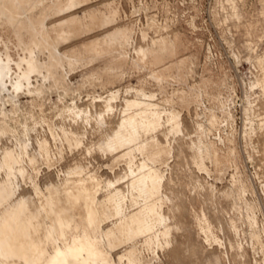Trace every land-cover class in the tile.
Returning <instances> with one entry per match:
<instances>
[{
    "label": "rangeland",
    "instance_id": "rangeland-1",
    "mask_svg": "<svg viewBox=\"0 0 264 264\" xmlns=\"http://www.w3.org/2000/svg\"><path fill=\"white\" fill-rule=\"evenodd\" d=\"M174 38L176 54L161 56L167 67L160 65L156 70L139 62V45L147 49L153 42ZM1 62L17 74V87L6 79L9 90L0 93V99L8 101L6 106L0 102V153L8 146L16 158L11 171L7 166L0 168V185L9 184V191L12 185L16 188V194L0 207V213L8 209L11 214V226L0 225L4 249L31 261L30 239L36 237L45 250L39 259L50 254L53 245L42 243L41 234L33 235L23 222L41 221V211L32 210L42 195L54 196L52 210L66 208L68 216H74L75 208L88 210L71 228V240L82 241L85 231L92 233L89 219L96 215V244L106 257L96 255L92 264H264V125L263 130L260 125L264 95L260 88L254 89L259 97L251 95L250 88L264 62V0H75L74 4L70 0H0ZM131 90L156 95L152 108L160 117L171 109L180 138L171 136L167 142L163 130L155 131L167 147L161 146L163 157L157 161L147 160L182 193L173 202L154 198L170 218L169 226L157 222L153 232L144 234L129 222L124 228L115 224L119 216L106 198L108 180H115L129 164L136 167L141 158L159 148L153 142L143 152L141 144L147 139L114 150L102 146L108 130L123 116ZM112 93L117 95L115 112L105 115L110 122L101 130L93 119L74 122L63 115L74 105L106 109L104 98ZM218 96L226 101L220 102ZM251 96L258 99L253 112L243 108ZM231 107L233 120L229 121L224 113H230ZM133 112L132 120L140 125ZM212 113L217 124L210 125ZM202 122L211 128L210 133H201L202 138L213 143L210 149L220 157L219 165L206 161L211 171L195 162ZM26 129L27 140L35 147V151L29 148L33 157L22 145ZM232 136L236 165L227 162V138ZM169 146L175 147L174 152ZM176 160L190 163L175 167ZM79 175L95 179L93 197L84 195L87 184L82 180L74 184ZM198 178H204L203 187L194 186ZM64 182L74 184L67 198L60 195ZM228 189L231 193L223 195ZM168 190L166 184L161 188ZM21 200L27 202L16 209L14 204ZM175 204L181 206L179 211ZM84 256L91 258L88 251ZM0 264L28 263L11 257L0 258Z\"/></svg>",
    "mask_w": 264,
    "mask_h": 264
},
{
    "label": "bare ground",
    "instance_id": "bare-ground-1",
    "mask_svg": "<svg viewBox=\"0 0 264 264\" xmlns=\"http://www.w3.org/2000/svg\"><path fill=\"white\" fill-rule=\"evenodd\" d=\"M70 1L72 4H74L75 2V0H70ZM177 46H178L177 38H174L171 42L161 39L158 42H153L149 47H147V49H145V45H139L138 50L140 51L139 54H141L139 62L143 63L144 65L148 63L152 64L155 66L156 70L160 69V65L162 66V68H165L168 65L166 63L163 64V57L161 56L176 54ZM180 65H182V63H180ZM0 71H1V75L3 76V77H0V93H2L3 91L9 90L8 81L6 79H8L9 82L14 87H17V82L15 80V77L17 76V74L16 72H14V70L10 66H7L5 62H1ZM163 76L164 75L161 74V76L159 77L163 78ZM29 77L30 76L28 75V78ZM250 88L252 91L251 95L254 94L255 88H260L262 91V92L260 91V93L264 95V62L259 65V69L257 73H255V78L250 83ZM130 93L133 94V96L130 98L128 97L129 95L126 96L127 105L126 107H124L123 105V107L125 108L124 112L122 111L123 116L121 115L122 117L116 122L115 127H113L111 130H108V132L106 133L104 137L102 146L103 147L105 146L109 150H114L116 148L123 147L126 144H131V142L136 141L138 139H142V140L147 139L149 141L148 143L141 144L143 152L146 149L149 150L153 142L155 143L154 145L159 146V148H157L158 150L155 152L150 151L147 156L148 158L140 157L141 160L138 161V164L136 167L129 164L127 165V168L125 169V171L122 174H120L115 180H108L107 183H108V186L110 187V190L108 194L106 195V198L110 200L111 202H113L114 207H115L114 213L117 216H119L118 220L116 219L117 220L116 223L114 221L112 222H114L115 224L121 225L123 228L126 225V222H129L131 226L136 225V229L138 233L144 234V233L153 232L156 228L157 222H161V223H164L165 226H169L168 221H170V218L161 212L160 204L156 203L155 202L156 200L154 198L158 199L160 196L161 198L164 197L168 201L173 202L174 198L177 199L179 196H181L180 194L182 193L180 189H177L176 183L172 181L170 182L166 181L165 177L156 168H154V166H152V164L148 162L147 160L151 158L154 159V158L163 157L164 152L161 151L160 148L162 145L164 147H167L166 145H164L163 139H161L158 136V134H156L155 131L158 128L163 130L164 135H165L164 138L167 140V142H170L171 136H173V139L177 141L180 138H177L175 134V130L178 126L177 125L178 121H177V117L174 115L171 109H169L170 111L166 109L163 114V117H160V115L158 114V110L152 108V106H154L157 102L156 95H153L146 90H131L128 94ZM254 96L259 97L257 94L256 95L254 94ZM252 97L253 96H251V99L250 98L248 99L246 97V100L248 99V104L243 105L244 110H248L249 112L254 111L256 107V106L253 107L255 105L254 103L256 100H258V99L253 100ZM116 99H117V95L115 93H112L108 95L106 98H104V102H106L105 103L106 109H101L102 108L101 107V108H95L94 111H92V109H88V108L85 109V108L79 107L78 105H74V106H71L68 110L64 111L63 115L73 118L74 122H78L79 119H82V121L90 122L93 119L95 120L97 129L101 130L103 126L107 125L108 122H110L106 119L105 115L110 114V112L112 114L115 112L114 110L116 106L114 104V101ZM0 102L3 104V106H6L8 103L7 99L5 98L0 99ZM116 102L117 100L115 101V103ZM123 107L122 109H124ZM132 111H134L133 112L134 116L139 117L140 122H141L140 125H138L137 120H132V115H131ZM233 111L234 110L231 107L230 113H228L227 120L229 119L233 120ZM259 112L260 111L258 110L257 113L259 114ZM165 115H167L166 116L167 118H165ZM204 116L205 115H203V117ZM207 120L208 119H206V121ZM216 121H217L216 115L212 113L209 117L208 123L210 125H213L216 123ZM260 125L263 130V127H262L264 125L263 120H261ZM163 128H165V130ZM210 129H211L210 126H207L203 122L200 124L199 128L197 129V132L199 134L198 137H199L200 144L197 146L198 158L195 160V162L200 166L201 169L204 168L206 161L209 160V155H212L211 156L213 158L212 162L214 164H217V165L220 164L219 163L220 157L218 155V151L213 150L212 152L210 149L211 146L209 147L206 141L202 138L201 133H203L204 135L205 133H208ZM74 132H78V130L75 129ZM150 132H152V134H150ZM23 133L26 136L25 137L26 139L23 141L24 143L22 145L24 149L26 150L25 152H27L28 150L29 155H32V153H30L31 150H29L31 145L28 142V140H30L28 129H26ZM69 133L71 134V132ZM147 134H149L147 136L148 138H146ZM31 139L33 140V138ZM219 139L223 140L224 138L220 136ZM219 143H221V141ZM34 148L32 149L33 151H35ZM45 148H46V145L45 147H43V149ZM1 149L2 147H0V150ZM171 149L174 152L175 147L174 146H172V148L170 147L169 151ZM3 152L0 153L2 154L0 156V168H4V166H7V169L11 171L13 168L12 163L15 162V159H16L15 155L12 149H10L8 146L4 154ZM15 152L17 153V151ZM176 156H179V153L176 154ZM6 161L7 163H5ZM189 163H190L189 161L183 162L180 160H176L173 166L181 168V166H185V164H189ZM20 171L21 170H19V172ZM5 178L6 177H4V179ZM125 178H127L125 184L120 185V187H117L116 183L118 182L120 183V181ZM81 180L87 184V187H86L87 189L84 195H86L87 197H93L94 191H95V186H94L95 179L89 178L86 180L84 177H82V175H79V178L74 181V184H76V182L81 181ZM201 180L202 179L198 178L194 186L199 185V187L201 186L203 187ZM74 184L72 185L70 184V182H68V183H65V185H62L60 187V195L63 196L64 198H67L66 197L67 194L70 193L69 188L74 186ZM164 184L169 186V190L167 192L161 191V188L163 187ZM12 187H13L12 190L9 191V188H10L9 184L3 183L0 185V207L4 204H7L9 202V199L12 198V196L16 194V188L13 185ZM19 189H20V186H19ZM203 191L205 192L206 190H203ZM230 193H231L230 189L222 191L223 195H229ZM26 202L27 201L25 200H21L14 205H16L15 206L16 209H21ZM53 203H54V196L51 197V199H47L44 196L40 195L39 196V206L35 207L32 210V212L34 213L38 208L42 214L41 221L36 224L35 221L30 220V223H27L28 221L26 222V220L23 219L24 224L28 227V230H30V232H32L33 235H35V233H38V232L41 234L42 243L44 242L45 244L50 245V246L53 245V248L50 254H45L43 255L42 258L39 259L38 254L42 256V254L45 253V250L42 248L43 244H41V242L38 241L39 239L37 240L36 237H34L30 239L32 244H30L29 250L33 256L32 259L30 258L31 261H26L22 253H21L22 255H16V254L11 253L12 249L10 248L4 249L5 247L3 248L2 247L3 245L1 246V242H2L1 240H0V258L8 259L11 257H17L18 259H21L28 264H92V261L95 260L94 258L96 257V255L100 254L103 256V258L106 257L105 256L106 252L103 249L98 248L96 244L97 236L94 235V232L99 227V223L97 222L96 215L89 219L90 226L92 228V233L85 231L84 236L82 238L83 242L80 241V238H75L74 240H71L69 237V233L73 225L74 224L76 225L77 218L89 212L85 208L83 209L75 208L74 216L71 214L70 216H68L66 213L59 214L57 211L52 210ZM175 205H176V209H178L176 211H179V208L181 206L179 207L177 204ZM10 216L11 214L8 209L0 213V225L3 228L5 226H11ZM253 219L254 221H256L255 218ZM172 233L173 232H171L170 230V232L166 233V235H169L170 237ZM35 241H37L36 242L37 245L34 246L33 243ZM109 241H110V238H109ZM85 251L89 252L90 257L92 258V259L90 258L91 261L90 259H87L84 256ZM179 258L181 257L178 253L176 254L177 262H180L181 259L179 260Z\"/></svg>",
    "mask_w": 264,
    "mask_h": 264
},
{
    "label": "crops",
    "instance_id": "crops-1",
    "mask_svg": "<svg viewBox=\"0 0 264 264\" xmlns=\"http://www.w3.org/2000/svg\"><path fill=\"white\" fill-rule=\"evenodd\" d=\"M218 99L220 100V102H225L226 100H224L221 96H218ZM225 114V119H227L228 118V114L227 113H224ZM229 121H232V120H229ZM215 124H217V121H216V123ZM210 132H211V129H210ZM209 132V133H210ZM227 141L230 143V146L228 147V154H227V162H228V164H232V165H236V161H237V158H238V156H237V153H236V149H235V146H234V138H233V136L232 137H230V138H227ZM209 144V145H208ZM207 145L210 147L211 146V148L213 147V144L212 143H208L207 142ZM159 158H154V160L155 161H157ZM209 160H211L212 161V159H209ZM203 169H205V170H207V171H211L210 169H209V167L208 166H206V164L204 165V168ZM69 203V202H68ZM59 210L60 211H57L59 214H61V213H67L68 211L66 210V208L64 209V208H59ZM82 241H83V239H82Z\"/></svg>",
    "mask_w": 264,
    "mask_h": 264
}]
</instances>
